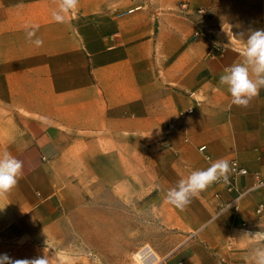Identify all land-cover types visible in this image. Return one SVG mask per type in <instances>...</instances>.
I'll return each instance as SVG.
<instances>
[{
	"label": "crops",
	"instance_id": "obj_1",
	"mask_svg": "<svg viewBox=\"0 0 264 264\" xmlns=\"http://www.w3.org/2000/svg\"><path fill=\"white\" fill-rule=\"evenodd\" d=\"M180 1L78 0L57 23L60 0H0V153L22 163L17 184L0 192V254L58 264L53 250L80 235L70 221L114 200L120 236L130 235L131 211L152 231L157 264H255L264 250L260 190L237 199V210H220L235 194L219 180L182 210L166 200L218 159L249 170L235 188L264 177V88L237 106L219 83L243 61L250 30L233 24L232 34L196 11L215 14L214 0ZM33 24L41 46L26 39ZM106 230L113 238L107 220Z\"/></svg>",
	"mask_w": 264,
	"mask_h": 264
},
{
	"label": "rangeland",
	"instance_id": "obj_2",
	"mask_svg": "<svg viewBox=\"0 0 264 264\" xmlns=\"http://www.w3.org/2000/svg\"><path fill=\"white\" fill-rule=\"evenodd\" d=\"M180 3L184 8H187L189 1L181 0ZM213 4L216 5L215 10L217 9L215 14L210 13V8H197L196 11L201 10L203 12L201 14L205 13L211 19L215 17L217 20L227 23L232 34L235 33L233 24H238L242 32L264 30V0H214ZM101 198L102 200H109L110 195L104 194ZM104 203L102 201L96 206H91L94 209L91 213L87 211L79 213L80 215H77V218H80V220L73 219L70 221L73 227L72 232L80 235L69 234L65 239V248L63 250H53L51 253L53 263L137 264L133 255L142 246L148 245L154 250L153 246L147 241L151 238H145L152 233L150 229H145L146 222L136 218V214L131 211L127 216L123 212L128 220L130 235L127 238L121 237L120 205L114 200L113 204L105 205ZM106 220L108 224L113 225V238L105 237V233L108 232L106 230ZM74 245H79V249L73 247Z\"/></svg>",
	"mask_w": 264,
	"mask_h": 264
},
{
	"label": "clouds",
	"instance_id": "obj_3",
	"mask_svg": "<svg viewBox=\"0 0 264 264\" xmlns=\"http://www.w3.org/2000/svg\"><path fill=\"white\" fill-rule=\"evenodd\" d=\"M77 4L78 0H60L58 9L52 12L53 20L64 23V14L76 9ZM38 28L39 25L33 24L26 29V39L41 46L43 41L36 36ZM241 55L243 61L225 68L219 83L227 87L232 97L231 104L247 106L259 94L260 89L264 88V30L248 32ZM231 170L232 165L227 159H218L205 169L193 170L187 178L180 179L175 187L166 191V200L182 210L190 204L194 196L214 182L220 179L227 182ZM21 171L20 160L7 152L0 153V192L11 190L17 184ZM136 260L140 264L138 255ZM254 260L255 264H264V250H257ZM0 264H48V259L43 256L33 260H13L7 254H0Z\"/></svg>",
	"mask_w": 264,
	"mask_h": 264
},
{
	"label": "built area",
	"instance_id": "obj_4",
	"mask_svg": "<svg viewBox=\"0 0 264 264\" xmlns=\"http://www.w3.org/2000/svg\"><path fill=\"white\" fill-rule=\"evenodd\" d=\"M200 14L203 13L201 10L198 11ZM201 35L200 31L196 30L193 32L192 34V38H198ZM206 149L205 146H201L199 148L200 151H204ZM230 164L232 165V170L230 171L229 175H228V181L224 182L223 179H220L219 181H222L225 186H226V190L228 192H233L235 194L234 196V200L229 203V204H221L220 206V210H224L228 207H232L234 210H237V205H236V200L240 199L242 196H244L245 194H247L248 192H251L253 190H260L263 194H264V177L259 174V173H253L252 177H253V183L252 186L250 188H235L234 185V179L239 177V176H243V175H247L249 174V170L240 165V163L238 162L237 159H231L229 160ZM261 211V208L257 209V212L259 213Z\"/></svg>",
	"mask_w": 264,
	"mask_h": 264
},
{
	"label": "bare ground",
	"instance_id": "obj_5",
	"mask_svg": "<svg viewBox=\"0 0 264 264\" xmlns=\"http://www.w3.org/2000/svg\"><path fill=\"white\" fill-rule=\"evenodd\" d=\"M257 209H256V213H258ZM261 212H262V209L259 213ZM137 255L139 256L140 264H157L159 262V255L148 245L143 246L142 248H140L138 251L134 253L133 257L136 263H137V260H136Z\"/></svg>",
	"mask_w": 264,
	"mask_h": 264
}]
</instances>
